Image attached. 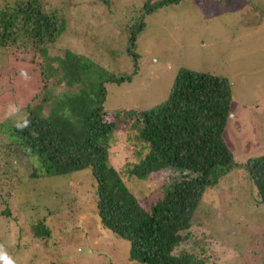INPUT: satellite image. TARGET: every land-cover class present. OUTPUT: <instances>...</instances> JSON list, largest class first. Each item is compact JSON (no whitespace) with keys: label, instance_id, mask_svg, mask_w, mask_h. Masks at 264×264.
Here are the masks:
<instances>
[{"label":"rangeland","instance_id":"rangeland-1","mask_svg":"<svg viewBox=\"0 0 264 264\" xmlns=\"http://www.w3.org/2000/svg\"><path fill=\"white\" fill-rule=\"evenodd\" d=\"M20 1L27 0H0V13L12 10ZM36 1L48 14L64 19L63 30L48 45L50 55L58 56L69 49L93 59L109 72H131L133 61L126 53V29L140 15L143 0H109L108 5L100 0ZM231 2L235 4L215 0L211 4L214 8L204 9L193 0H183L147 15L145 29L136 36L138 72L131 81L108 85L106 110L146 109L160 103L179 67L217 73L231 86L234 109L224 129L230 158L240 162L264 153V10L241 12L238 10L245 0ZM36 56L32 51L0 48V122L22 118V106L40 89L39 66L32 61L37 62ZM56 71L51 65L49 74L55 75ZM58 81L59 75H49L51 90ZM10 106L18 111L10 112ZM127 135L128 131L116 135L107 154L108 163L148 206L163 196L166 178L176 172L172 174L174 169L169 168L165 175L154 174L144 182H134L127 169L142 143ZM7 142L0 133V245L16 264H134L128 259L129 242L109 239L96 226L87 190L89 168L71 175L34 179L28 162L18 152L9 153ZM84 178L87 184L82 182ZM253 193L241 171L208 190L181 247L198 252L203 245L214 264H264V217L242 210L233 201L239 196L241 205L254 206ZM70 203L85 206L74 209ZM6 208L10 209L9 215L3 212ZM250 213L251 217H246ZM73 216L78 223L67 241L61 231L71 232ZM41 218L52 229L44 241L35 238L29 229Z\"/></svg>","mask_w":264,"mask_h":264},{"label":"trees","instance_id":"trees-1","mask_svg":"<svg viewBox=\"0 0 264 264\" xmlns=\"http://www.w3.org/2000/svg\"><path fill=\"white\" fill-rule=\"evenodd\" d=\"M182 1H142L140 15L126 29L125 48L133 68L130 73L121 74L109 72L93 59L69 49L58 56L50 55L48 45L63 30L64 19L48 14L36 0L20 1L12 10L0 13V48L38 55L37 62L31 59L39 66L41 82L38 92L22 106V118L0 122V133L9 140L5 148L9 153L22 155L34 179L71 175L89 168L87 190L96 226L109 239L127 240L128 259L134 264H214L203 245L198 252L181 245L188 238L187 230L205 193L238 171L251 183L255 205H241L237 195L233 201L242 210L264 217V153L240 162L230 158L224 129L234 108L231 86L225 77L179 67L160 103L146 109L122 107L108 112L105 108L108 85L131 81L138 72L136 36L146 27L145 17ZM193 1L204 9L215 6L211 5L215 0ZM240 8L238 11L249 10L250 14L263 11L264 0H245ZM51 65L57 68L55 75L49 74ZM49 75H59L58 86L52 90L48 86ZM123 131L142 143L127 169L134 182H144L154 174L165 175L169 168L174 169L172 174L176 172L166 178L163 196L148 206L143 205L129 181L113 173L115 169L108 163L111 143ZM82 182H86L85 178ZM76 206L70 203L69 207ZM83 206L85 203L80 207ZM3 212L9 215L10 209ZM251 213L246 217H251ZM70 219L71 232L61 231L67 241L78 223L77 217ZM29 229L40 241L48 239L52 231L45 218L32 223Z\"/></svg>","mask_w":264,"mask_h":264},{"label":"clouds","instance_id":"clouds-1","mask_svg":"<svg viewBox=\"0 0 264 264\" xmlns=\"http://www.w3.org/2000/svg\"><path fill=\"white\" fill-rule=\"evenodd\" d=\"M16 111L18 109L15 106H10V112L15 113ZM0 264H16V261L8 255L3 245H0Z\"/></svg>","mask_w":264,"mask_h":264}]
</instances>
